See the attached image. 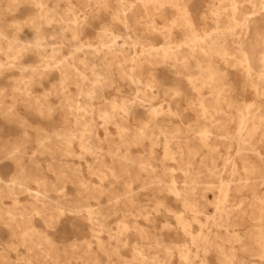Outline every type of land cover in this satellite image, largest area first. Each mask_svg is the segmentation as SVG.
Wrapping results in <instances>:
<instances>
[{
	"label": "bare ground",
	"instance_id": "bare-ground-1",
	"mask_svg": "<svg viewBox=\"0 0 264 264\" xmlns=\"http://www.w3.org/2000/svg\"><path fill=\"white\" fill-rule=\"evenodd\" d=\"M0 111L19 264H264V0H0Z\"/></svg>",
	"mask_w": 264,
	"mask_h": 264
},
{
	"label": "rangeland",
	"instance_id": "rangeland-1",
	"mask_svg": "<svg viewBox=\"0 0 264 264\" xmlns=\"http://www.w3.org/2000/svg\"><path fill=\"white\" fill-rule=\"evenodd\" d=\"M23 15L21 16H18L17 19H23ZM13 17L9 16V20H12ZM19 71H17L18 73ZM45 83L42 85V84H37V85H34L33 86V89L36 91L35 93L37 95H42L43 92H45L47 89H50L52 87V83L47 81V80H44ZM8 87H7V90L10 91L11 89V83L8 82L7 83ZM155 103H158V102H155ZM23 123V119L21 118H18V117H12V118H5L3 117V113L0 111V139L1 137H5L6 140H5V143L7 146H13V143L17 140V139H21L23 138L22 140H28V141H25L22 143V145L25 146V148H27L28 150L29 149H32V148H38V144L36 143L35 141V137L39 134L42 133V130L39 129V128H33V127H30V126H26V125H22ZM24 131H29L31 132V135H25L24 134ZM11 133V134H10ZM1 143V141H0ZM148 144H146L147 146ZM104 146L106 147V144H104ZM145 146V147H146ZM136 151L138 150H142L143 148L139 147V148H134ZM138 153V152H137ZM44 155V156H43ZM38 156H42V158H45V156H47L46 154H39ZM57 156H59V154H57ZM41 158V159H42ZM49 158V156H47V159ZM43 160V159H42ZM81 160V159H80ZM219 162H222L221 159H219ZM58 169V168H56ZM40 171H43V169H38ZM80 176H85V177H89L91 175H89L88 171L86 169H83V171L81 172H78L76 171ZM75 170L73 173H76ZM52 177L53 174H50ZM225 176H227V173L224 174ZM57 185H61L62 182L58 181L56 182ZM52 194H55L54 192H51ZM70 194H73V195H79V194H86V192H79V191H70ZM209 197H213V193H209L208 194ZM6 201H10L8 198H5ZM102 200L104 202H106V197H103ZM92 201H95L92 199ZM209 213H211L213 211V206L212 205H209L208 207V210H207ZM201 219H205V215L204 214H201ZM139 220H141V216H138L137 217ZM160 220V227L161 226H164L165 224L167 223H170L169 225H172L174 226L175 225V219L172 215V213H170V215H162L160 216L159 218ZM40 227H44L43 224H38ZM2 227V225H0ZM167 228L164 229L165 232H167ZM9 231L8 230H2L0 229V240L1 241H6L9 239ZM103 237H105L106 239V232L103 233ZM133 238V237H132ZM70 243V241L68 240H65V241H60L58 243V247H62L64 245H68ZM68 248H71L70 246H68ZM24 248L20 247V251H23ZM0 251H3L5 252L4 254L6 255V260H7V264H19V261L17 260L18 256H17V253L15 252V250H12L10 248H6V250H4L3 248V245L0 244ZM122 252L124 254H126L127 256H130L131 255V246H128L127 248H123ZM62 253V252H61ZM100 258H101V264H105V255L104 254H99ZM211 259L214 261V264H221L219 263L217 260H216V257L214 254H211ZM0 264H3L0 262Z\"/></svg>",
	"mask_w": 264,
	"mask_h": 264
}]
</instances>
